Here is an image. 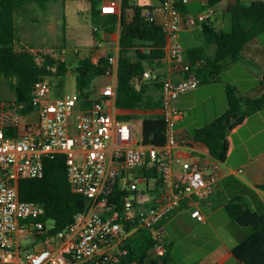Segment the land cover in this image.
Returning <instances> with one entry per match:
<instances>
[{
    "label": "built area",
    "instance_id": "built-area-1",
    "mask_svg": "<svg viewBox=\"0 0 264 264\" xmlns=\"http://www.w3.org/2000/svg\"><path fill=\"white\" fill-rule=\"evenodd\" d=\"M179 2L189 0H164L161 5L160 24L166 32L167 61L174 72L165 78L162 87L166 122L163 146L143 144V140L136 138L134 120L120 117L121 111L116 106L118 55L109 58L107 77L111 82L85 106L78 91L54 97L47 78L35 84L32 115H36V122H26L21 112L23 106L16 100L2 106L0 264H115L128 253V240L137 231L152 229L156 237L162 238L154 231L156 225L176 210L182 200L195 196L205 201L216 193L223 162L206 148L184 141L178 126L185 113L176 107L183 94L201 85L187 59L182 32L211 17L214 10L187 15L179 9ZM110 7L103 5V12L109 13L106 9ZM30 50L40 64L47 57L52 58L55 63L49 69L54 72L59 62H68L70 58L66 51L50 47ZM77 53L79 49L71 55ZM100 57L92 58L97 62ZM151 78V71L146 70L136 84L140 87ZM8 129H15L16 135L8 136ZM184 147L195 151L192 160L175 155L177 149ZM54 154L65 156L72 189L89 199L88 209L76 216L75 223L55 233L54 221L43 219L45 207L19 196V180L42 178L45 159ZM131 173H135L133 178ZM117 184L126 193L121 199L122 207L115 209L110 198ZM192 217L207 222L199 208L192 212ZM29 237L34 238V244H23ZM37 240L42 242L36 243ZM37 244L41 246L36 247ZM166 252L162 238L151 255Z\"/></svg>",
    "mask_w": 264,
    "mask_h": 264
},
{
    "label": "trees",
    "instance_id": "trees-1",
    "mask_svg": "<svg viewBox=\"0 0 264 264\" xmlns=\"http://www.w3.org/2000/svg\"><path fill=\"white\" fill-rule=\"evenodd\" d=\"M51 1L59 0H0V76L9 81L16 103L23 106L21 112L25 115L35 110V84L49 76L65 80L73 67L76 89L84 99L85 106L99 95L100 85L107 82L109 58L115 56L111 52L95 62L92 58L94 53L84 57H77V53L76 56H70L68 62H59L58 70L54 72L49 69L55 63L52 58L47 57L46 62L40 64L30 49L18 50L17 12L27 3H36L46 9ZM82 1H88L91 5L92 21L97 26L94 32L97 34L99 27H102L105 32L114 35V41L109 46H118L119 49L116 106L121 111L120 117L134 120L139 114L147 113L148 116L142 119L143 144L163 146L166 142V122L162 112V87L167 73L161 74L158 70L168 62L167 38L164 27L154 15V7L136 4L133 0H121L120 14L104 13V0ZM178 7L183 14L192 11L188 3L179 2ZM210 9L214 10L213 15L198 21L202 27L204 44L186 48L187 59L200 77L201 85L217 81L223 69L243 59L245 52L249 51V45L264 33L263 0H237L234 3L230 0H208L200 12L205 13ZM218 10L230 14L229 30L220 28L218 17L214 18ZM209 44L216 46L214 55L206 49ZM146 70H150L153 76L138 87L136 81ZM64 80L61 81L63 84ZM226 92L227 111L184 137L187 144L206 148L223 163L233 150L232 134L244 128L253 114L264 111V84L255 97L240 94L234 85H227ZM6 133L13 136L16 130L8 129ZM125 193L117 184L110 198L115 209L122 207L121 199ZM19 196L22 200L40 203L45 207L43 219L54 221L53 233L73 225L76 216L89 207V199L72 189L66 158L60 154L45 159L42 178L19 180ZM227 211L233 222L252 228V233L233 249L235 257L242 264H264V215L250 210L241 197L229 202ZM127 230H131V227ZM161 239L155 236L152 229H140L128 240V253L115 264H177L171 254L172 245L164 239L167 252L159 256L151 255V250Z\"/></svg>",
    "mask_w": 264,
    "mask_h": 264
},
{
    "label": "rangeland",
    "instance_id": "rangeland-1",
    "mask_svg": "<svg viewBox=\"0 0 264 264\" xmlns=\"http://www.w3.org/2000/svg\"><path fill=\"white\" fill-rule=\"evenodd\" d=\"M133 2L147 6L152 3L155 5L160 4L158 0H133ZM195 5L196 3H192V6ZM110 9V11L106 12L121 13V7L117 4L111 6ZM215 16L219 19L218 25L220 28L230 29V14H224L222 10H218L214 18ZM16 22L19 35L17 41L18 50L24 48L37 50L50 47L59 52L64 53L66 51L68 58L73 56L71 53L75 49H79L77 57H84L91 53H98L96 55L107 57L109 53L112 52L117 55L119 51L118 47L109 46L114 41V37L112 38L110 33L105 32L102 27H99L97 34L94 32L97 26L92 21L91 5L88 1H51L46 9H42L36 3H27L24 8L17 12ZM190 29L199 38L197 41L202 42L203 40L204 43L201 24L197 23ZM182 42L184 44L183 39ZM198 42H195V44H198ZM249 46V51L245 52L244 58L229 64L223 69L217 81L204 83L197 89L186 92L176 102V107L185 113L184 119H187L185 123L190 127L193 126L192 129L195 128L194 126L203 127L211 123L227 111V85L236 86L242 95L257 96L258 89L264 84V61L263 63L260 62V55L258 54H264V33ZM206 49L210 54H214L216 46L209 44ZM73 68L65 80L56 76L47 77L53 96L62 95L63 92L64 94L65 92H77ZM62 80H64V84L61 82ZM110 82L108 79L100 87L103 88ZM61 86H64V88ZM15 99L16 97L9 81L5 77L0 76V109L4 104L7 106L12 104ZM145 116H148V114L141 113L138 118H134L135 135L139 140H142V119ZM31 120L37 121L35 114L31 116ZM134 176L135 173L130 174L131 178ZM153 184L154 182H152ZM140 188L144 189L145 185L141 184ZM183 238L176 247L175 255L193 261L192 248L189 250L191 247L190 241L186 236ZM39 242L42 241L37 240L36 243ZM26 243L34 244V238L29 237L23 244ZM40 246L41 244L36 245V247ZM195 257L197 258L198 256ZM85 264L96 263L88 262Z\"/></svg>",
    "mask_w": 264,
    "mask_h": 264
},
{
    "label": "crops",
    "instance_id": "crops-1",
    "mask_svg": "<svg viewBox=\"0 0 264 264\" xmlns=\"http://www.w3.org/2000/svg\"><path fill=\"white\" fill-rule=\"evenodd\" d=\"M207 1L189 0L188 4L192 11L187 15L203 13L200 10ZM230 1L234 3L237 0ZM192 3L196 5L192 6ZM116 4L121 7V0H104L103 2V5L109 6ZM150 6L154 7V15L160 22L161 3L159 5L152 3ZM192 33V29H185L182 32L185 47L203 45V40L198 42L199 38ZM111 36L114 37V35ZM96 54L98 53L93 55ZM258 54L260 62L263 63L264 54ZM158 71L161 74L167 73V76L174 73L169 62ZM173 76L179 78V76ZM31 116L32 113L24 114L26 122H33ZM186 120L181 121L178 126L183 138L200 128L194 126L195 128L192 129L193 126L187 125ZM232 141L233 150L228 160L223 163V175L216 193L205 201H200L195 196L182 200L179 207L154 229L168 244L172 245L171 254L177 264H242L235 257L233 249L252 233V228L242 227L233 222L228 214L227 205L233 199L241 197L250 210L264 215V188H261L264 186V111L253 114L244 128L232 134ZM175 155L192 160L195 157V151L184 147L177 149ZM197 208L206 218V223L192 217V212ZM184 236L190 241L189 250L192 248L193 261L175 255L176 247Z\"/></svg>",
    "mask_w": 264,
    "mask_h": 264
},
{
    "label": "snow or ice",
    "instance_id": "snow-or-ice-1",
    "mask_svg": "<svg viewBox=\"0 0 264 264\" xmlns=\"http://www.w3.org/2000/svg\"><path fill=\"white\" fill-rule=\"evenodd\" d=\"M111 9H106V11H110Z\"/></svg>",
    "mask_w": 264,
    "mask_h": 264
}]
</instances>
